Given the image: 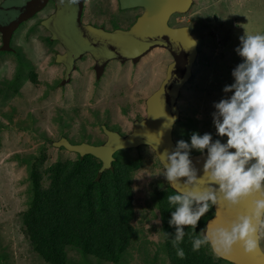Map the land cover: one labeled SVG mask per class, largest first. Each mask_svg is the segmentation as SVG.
I'll use <instances>...</instances> for the list:
<instances>
[{
	"label": "rangeland",
	"instance_id": "rangeland-1",
	"mask_svg": "<svg viewBox=\"0 0 264 264\" xmlns=\"http://www.w3.org/2000/svg\"><path fill=\"white\" fill-rule=\"evenodd\" d=\"M212 14L218 16L216 22L212 21ZM41 16L40 13L38 17ZM185 20L192 24L191 35L211 61L200 73H195V64L192 66L194 77L179 97L182 114L173 127L174 140L190 142L193 132L201 135L209 132L214 139H224L216 136L213 103L225 96L222 89L233 83L231 72L242 62L235 51L239 37L245 32L264 33V0H195ZM32 22L36 20L20 23L11 39V51L0 48V264H45L32 252L21 232L20 213L29 201L32 158L45 154V166L59 159H73V153L55 148L53 143L66 139L72 145H97L104 140L101 130L104 126L118 134L127 133L133 120L145 115V101L161 85L170 63V57L157 49L143 58L137 68L126 65L114 73L111 69V76L104 78L98 87L83 74L71 88L59 89L56 84L61 69L42 51L43 31H38L40 28ZM30 72L37 75L38 85L27 79ZM143 82L146 83L142 87H137ZM196 90L213 97L203 99ZM186 104L188 107L183 110ZM76 107L79 111L73 119ZM196 154L200 153L193 150L191 156ZM116 157L143 160L142 169L133 174L135 225L139 232L136 240H139L159 229L154 191L167 184L162 175L164 170L147 147L120 151ZM261 245L264 247V241ZM137 249V243L132 244L118 264H139ZM65 252L68 264H108L83 256L73 248ZM162 258L167 264L164 254Z\"/></svg>",
	"mask_w": 264,
	"mask_h": 264
},
{
	"label": "clouds",
	"instance_id": "clouds-1",
	"mask_svg": "<svg viewBox=\"0 0 264 264\" xmlns=\"http://www.w3.org/2000/svg\"><path fill=\"white\" fill-rule=\"evenodd\" d=\"M78 2L59 0L71 8ZM239 41L235 51L242 62L231 72L233 83L223 87L225 96L213 103L216 136L224 139H214L209 132H193L190 142L180 139L174 150L162 152L167 161L161 160L162 175L167 183L188 189L167 196L174 209L168 224L175 232L165 236L171 237L179 259L185 258L180 246L187 234L185 226L191 229L193 252L209 248L229 264H233L228 257L236 246L246 255L257 250L264 255V33L245 32ZM191 42L190 47L198 43L195 39ZM165 116L164 127L173 126L176 118ZM193 150L203 158L202 170L197 167L200 161L191 158ZM241 205H246V211H239ZM214 207L226 214L214 226L197 232L198 222Z\"/></svg>",
	"mask_w": 264,
	"mask_h": 264
},
{
	"label": "trees",
	"instance_id": "trees-1",
	"mask_svg": "<svg viewBox=\"0 0 264 264\" xmlns=\"http://www.w3.org/2000/svg\"><path fill=\"white\" fill-rule=\"evenodd\" d=\"M2 47L4 51H11L9 42L6 49L3 43ZM27 79L34 86L38 85L35 73L30 72ZM206 96L213 97L210 93ZM78 111L76 107L73 119ZM140 118L137 116L136 121ZM73 155V159H59L48 166H45V154L32 158L28 176L29 201L20 213L21 232L32 252L45 264H68L67 248L103 263L118 264L121 256L137 243L133 174L142 169L143 160L141 157L120 160L115 154L111 169L99 174L101 163L97 159ZM157 165L161 167L158 162ZM172 194L176 193L168 184L154 191L159 229L151 231L161 236V246L169 264H229L215 257L209 248L193 252L191 229L187 226V234L180 245L185 258L176 256L171 237L165 236L166 232L170 235L175 232L168 224L174 209L168 204L167 196ZM213 214L212 208L201 218L197 232L208 225Z\"/></svg>",
	"mask_w": 264,
	"mask_h": 264
},
{
	"label": "water",
	"instance_id": "water-1",
	"mask_svg": "<svg viewBox=\"0 0 264 264\" xmlns=\"http://www.w3.org/2000/svg\"><path fill=\"white\" fill-rule=\"evenodd\" d=\"M121 1L126 7L145 8L144 15L128 31L117 30L105 33L79 25L77 19L80 0L74 8L61 5L59 0H55V12L41 23L50 33L51 40L59 42L64 48L65 53L57 55L55 62L65 67V82L73 69L74 62L83 54H90L95 59L98 69L111 59L137 61L154 48L166 50L172 58L161 85L145 101V117L134 123L129 134L120 136L103 127L105 141L100 145L86 143L72 145L66 139L53 143L55 148H62L68 153L77 154L79 157L89 155L97 159L101 163L99 174L111 169L117 152L139 147L149 148L164 170L161 160L164 163L167 161L162 152L165 149L172 151L176 147L172 139V131L179 121L177 99L180 90L191 75V67L196 56V45L190 47L193 38L188 29H171L167 26L169 15L173 12L180 14L186 12L192 0ZM45 2L46 0H2L0 2V35L5 49L12 32L21 22L39 11ZM214 20L217 21V18L214 17ZM165 113L167 116L176 118L174 125L169 128L164 127L167 123ZM161 133L162 143L159 144ZM154 147H157V151ZM191 158L194 162L200 161L197 167L202 170L201 154L193 155ZM167 184L175 193L188 190L181 185ZM239 211H246V205H241ZM213 212L208 226H214V223H218L226 214L222 208L214 207ZM219 259L229 263L225 258ZM228 259L233 260V264H264V255H261L258 250L254 254L246 255L239 246H236L233 255Z\"/></svg>",
	"mask_w": 264,
	"mask_h": 264
},
{
	"label": "flooded vegetation",
	"instance_id": "flooded-vegetation-1",
	"mask_svg": "<svg viewBox=\"0 0 264 264\" xmlns=\"http://www.w3.org/2000/svg\"><path fill=\"white\" fill-rule=\"evenodd\" d=\"M194 6H195V0H192V4L186 12L181 13V14L180 13H174V12L171 13L168 17V20H167V26L171 29L187 28L190 35H191L190 26L192 24L188 25L187 24L188 21H186L185 19H186V17H188L190 15L191 9ZM55 10H56L55 0H46V2L44 3V6L39 11H37L33 16H31L29 19H27L25 21V23L28 21L36 20V22L35 23L32 22V24H36V28H40V29H38V31H40V30L43 31V36L40 38V40H41L40 44H41L42 51L46 55H48V57L51 59V62L54 65L58 66V68L61 69L60 76H59V79H60V81H59L60 86L58 87L59 89L65 88L67 86H69L71 88V85L74 83V81L76 82L77 80H79L80 79L79 77L83 74L87 75V79L92 80L94 87H98L102 84L101 82H103L102 80L104 78L111 76V74H109L112 71L111 69H114L113 70V73H114V72H116L117 68L121 67L124 69V67L126 65H130L131 67L133 66V68H137V65L139 64V62L143 58H145L152 51L157 50V49L164 51L170 57V63L172 62V58L166 50L161 49V48H154V49L150 50L147 54H145L143 57L139 58L137 61H133V60L118 61L115 59H111V60H108L106 63H104L101 66V69H98L96 66L97 64H96L95 59L90 54H83L79 59H77L74 62L73 69L71 70V73L68 77V80L65 82L64 81V79H65L64 78L65 67L63 65L55 62V58L57 55H63L65 53L64 48L61 46V44L59 42H57L55 40H51L50 33L47 31V29L44 26L41 25V23L43 21H46L55 12ZM40 13L42 14V16L38 17L40 15ZM144 13H145L144 7H142V6L126 7L122 4L121 0H80L77 21H78V24L83 26V27H90V28H94L96 30H101L105 33H112V32L117 31V30L128 31L135 24V22L140 17H142L144 15ZM212 17H213L212 21L214 20V17H216L218 19V16H215L214 14H212ZM214 21L216 22V20H214ZM196 22L199 23V21H197V20H196ZM196 26H197V24H196ZM15 32L16 31L12 32V34L10 36L9 45L11 44V39H12L13 35L15 37ZM191 37L193 39H195L192 35H191ZM49 42H51V43L48 44ZM0 45H2V36L1 35H0ZM200 48H201V50L199 49V45L197 43L196 44L195 61L193 62V64H195V67L196 66L198 67V68L196 67L195 73H200L201 72L200 70H202L204 66H207L208 62L211 61V60H208V58L210 56H208V53L203 50V47L200 46ZM199 62H200V64H198ZM170 63L167 64L166 70H167ZM166 70H165V74H166ZM113 73H112V75H113ZM192 74L193 73H192V67H191V75H190L188 81L194 77V76L192 77ZM75 75H76V77H75ZM131 76H132V74H131ZM148 79L146 80V82L148 81ZM188 81L183 86V88L185 86H187V84H189ZM146 82L139 84L137 87H142V85ZM181 90H180L179 97L182 95ZM196 91H195V93H196ZM60 92L64 93L66 91L60 90ZM197 93H201L202 98H204L206 96V94H208V92L205 93L202 91H197ZM179 97L177 99V108L179 111V118H180V116L182 114V110L180 111V107H179V99H180ZM198 97H199V95H198ZM187 107L188 106L186 104V107H183V110L187 109ZM144 117H145V115H143L142 118H140L138 121H136V118H135L132 122L131 129L127 133L123 132L124 134L120 133L119 135L125 136V135L129 134L132 131L134 123L141 121ZM106 129H108V128H106ZM109 131H111V130H109ZM172 139L175 143L174 129L172 131ZM104 141H105V137H104ZM151 233H153V232H151ZM161 245H162L161 236L158 235L156 232H154L153 234L149 233L147 235H143L139 240H137V247L139 248V249H137V252H140V256L138 257L139 264H166V262H164V259L162 258V255L163 254L165 255V253H164ZM166 260H167V264H169L167 257H166Z\"/></svg>",
	"mask_w": 264,
	"mask_h": 264
}]
</instances>
